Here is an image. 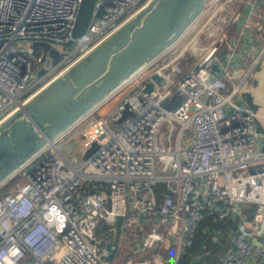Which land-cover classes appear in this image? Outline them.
I'll use <instances>...</instances> for the list:
<instances>
[{
  "label": "built area",
  "instance_id": "obj_1",
  "mask_svg": "<svg viewBox=\"0 0 264 264\" xmlns=\"http://www.w3.org/2000/svg\"><path fill=\"white\" fill-rule=\"evenodd\" d=\"M146 1L97 0L85 33L65 45L82 0H0V121ZM258 1L249 2L232 42L229 21L214 30L223 10L211 11L215 3L168 64L152 63L0 186V264H111L120 234L132 245L123 264H180L209 218L238 221L232 245L213 264H264V140L242 89L248 73L234 82L227 71ZM35 41L48 42L61 60L42 61ZM187 52L195 60L183 66ZM155 75L166 84L154 82L147 94ZM175 94L182 99L169 110ZM126 104L132 116L115 124ZM211 252L202 244L192 264H211Z\"/></svg>",
  "mask_w": 264,
  "mask_h": 264
},
{
  "label": "water",
  "instance_id": "obj_2",
  "mask_svg": "<svg viewBox=\"0 0 264 264\" xmlns=\"http://www.w3.org/2000/svg\"><path fill=\"white\" fill-rule=\"evenodd\" d=\"M96 1L82 0L72 38L65 45L85 33ZM217 1L147 0L115 30L42 84L0 121V186L152 63L162 58L156 68L168 64L180 51L177 45L182 38ZM33 46L43 51L42 61L47 55L53 65L61 60L62 55L48 42L35 41ZM221 62H225V52ZM213 69L215 73L220 71L217 65ZM44 73L42 68L38 76ZM154 82L166 84L164 78L155 75L147 81L145 93L153 91ZM181 99V94H175L166 108L173 109ZM130 116L126 104L115 124L120 125ZM106 249L111 259V243Z\"/></svg>",
  "mask_w": 264,
  "mask_h": 264
},
{
  "label": "crops",
  "instance_id": "obj_3",
  "mask_svg": "<svg viewBox=\"0 0 264 264\" xmlns=\"http://www.w3.org/2000/svg\"><path fill=\"white\" fill-rule=\"evenodd\" d=\"M251 0H218L215 6L211 11L216 9H231L232 16L228 20L230 22V39L231 42L234 38H237L239 35V31L243 29V23L245 19L248 17L252 6L249 4ZM259 7L253 14L250 15V23L251 26L249 28L244 29V37L241 38V45L237 49V54L234 56V60L229 67L233 69L239 70L240 73L238 75H233L234 82H238V80L244 76L245 73H248L247 80L242 85V89L244 92V96H250V101L252 105L256 106V110H254L249 101L247 100V105L254 110L258 115V125L259 129L264 126V52L259 62L253 66V60L260 53V51L264 50V30L258 29L259 26L256 24H264V0L258 1ZM241 13L242 17L239 19L237 23H232V19L236 13ZM212 30V26L210 28ZM216 33L221 32L223 29L218 28L214 29ZM214 30H212L214 32ZM240 61V62H238ZM225 65V63H224ZM223 67L221 64L219 67ZM229 67L227 71L229 73ZM218 75H224L223 71H219ZM229 88L231 89V85L229 84ZM233 236V235H232ZM264 246V240L261 241Z\"/></svg>",
  "mask_w": 264,
  "mask_h": 264
},
{
  "label": "trees",
  "instance_id": "obj_4",
  "mask_svg": "<svg viewBox=\"0 0 264 264\" xmlns=\"http://www.w3.org/2000/svg\"><path fill=\"white\" fill-rule=\"evenodd\" d=\"M250 103V106L256 110V106L251 104L250 96H245ZM163 184L158 185V189ZM238 227L237 220H218L209 218L204 224L201 225L197 234L193 247L190 249V253L182 257L180 264H192V255L198 250L202 244H207L211 249V255L208 258V262L215 263L220 256H222L227 249L232 245L233 231L236 232ZM107 225L104 222H100L98 229L99 238H107ZM232 231V232H231Z\"/></svg>",
  "mask_w": 264,
  "mask_h": 264
},
{
  "label": "rangeland",
  "instance_id": "obj_5",
  "mask_svg": "<svg viewBox=\"0 0 264 264\" xmlns=\"http://www.w3.org/2000/svg\"><path fill=\"white\" fill-rule=\"evenodd\" d=\"M217 3V2H216ZM215 6V5H214ZM212 10V9H211ZM220 18L222 19V22H219L217 24V26L221 29H224V24L231 18L232 16V10L231 9H224L220 12L219 14ZM213 40L214 38L211 37ZM204 42H208L209 39H204ZM186 58H184V60H181V64L183 66H188L190 65L191 62H193L195 60V58L191 55L190 52L186 53ZM240 62V61H238ZM229 73L231 75H238L240 73L239 70L233 69L232 67H229ZM48 78L50 79V77H47L46 79L48 80ZM45 79V80H46ZM45 83V82H43ZM42 83V84H43ZM167 125V123H165L163 125V129L165 128V126ZM261 134H262V139L264 140V126H262V128H260ZM113 240H117V251L115 252L114 258L111 261V264H123L124 262H126L129 258L130 253L132 252V245L129 242V236L124 235V234H120L118 237H114ZM170 253V251H162V254L164 257H167V255Z\"/></svg>",
  "mask_w": 264,
  "mask_h": 264
}]
</instances>
